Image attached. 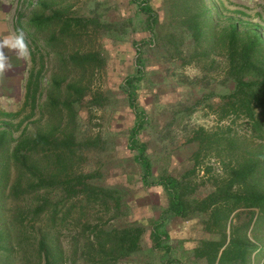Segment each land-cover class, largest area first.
<instances>
[{
    "label": "rangeland",
    "instance_id": "rangeland-1",
    "mask_svg": "<svg viewBox=\"0 0 264 264\" xmlns=\"http://www.w3.org/2000/svg\"><path fill=\"white\" fill-rule=\"evenodd\" d=\"M223 1L226 8L221 7L219 16L221 8L208 1L213 16L210 22L216 29L228 23L223 18L228 15L233 21L239 20L243 30L257 27L264 36V0ZM153 3L163 17L164 0ZM137 9L132 0H0V132L10 129L5 159L10 173L5 188L0 190V227L5 235L0 240V264H46L48 255L41 249V241L47 244L53 264H165L168 257L196 264L189 249L207 236L200 216L163 221L173 257L153 247L151 232L163 217L167 197L142 183L140 166L128 149L129 128L135 116L124 81L143 68L138 100L151 114L152 122L141 139L148 144L158 174H182L191 166L190 156L197 149L196 143H186L188 130L195 126L216 130L217 125L231 122L230 118L219 121L216 112L220 96L229 86L223 79L226 61L223 52L218 47L212 50L209 44H205L211 50L208 55L192 60L193 45L188 38L180 42V48L191 62H184L172 43H143L146 15ZM55 12L61 22L78 18L92 21L87 25L74 23L71 35L54 44H48L49 37L53 32L61 37V25L55 24L43 33H33L30 27L23 29L34 16ZM124 20L131 21L122 23ZM169 26L167 23L172 30ZM137 51L143 53L141 62ZM73 56L83 58V63H76ZM55 78L61 82L59 99H72V109H48L49 98L56 96L51 95ZM30 80L35 82L33 88L38 85L35 104L28 97ZM206 93L215 95L197 104ZM168 105H177L175 110L196 106L192 114L177 115L174 140L162 138L170 116L163 106ZM246 126L240 117L234 129L245 135L249 132ZM37 132H52L57 141L70 136L76 142L70 168L78 175H93L87 181L93 193L67 195L59 184L33 190L38 172L28 169L38 161V167L51 175V151L28 149L26 160L23 158L20 164H15L11 154L24 136ZM255 140L256 144L262 141ZM216 158L212 155L211 162L219 169ZM203 174L201 171L199 176ZM16 183L19 195L12 193ZM200 190L207 193L210 189ZM44 199L48 200L47 209L36 214L35 208ZM136 225L144 226L146 232L141 248L133 254L112 255L108 249L111 242L104 249L100 246L98 238H104L107 231ZM254 264H264V243Z\"/></svg>",
    "mask_w": 264,
    "mask_h": 264
},
{
    "label": "trees",
    "instance_id": "trees-1",
    "mask_svg": "<svg viewBox=\"0 0 264 264\" xmlns=\"http://www.w3.org/2000/svg\"><path fill=\"white\" fill-rule=\"evenodd\" d=\"M132 1L138 12L146 15L143 28L147 34L143 38V43H172L184 62H191V59L183 56L180 48V42L184 43L187 38L193 45L192 60L201 59L203 55L210 53V48L205 44L213 46L212 50L218 47L226 61L223 79L229 83L228 91L220 96L222 101L216 112L219 121L230 118L231 122L227 125H217L216 130L204 126H195L188 130L186 143L197 144V149L190 156L191 166L182 174L169 171L158 174L148 153V144L141 139V133L152 122L151 114L140 106L138 100V88L145 75L143 68H138L136 73L127 76L124 81L129 106L135 116L134 123L129 128L128 149L134 154V159L140 166L142 183L149 188L163 191L167 197L163 217L154 224L151 232L153 247L163 249L173 257V246L167 242L169 234L163 229V221L171 217L188 219L200 216L207 236L189 249L196 264H254L264 243V233H261L264 232V36L257 27L243 30L241 22L233 21L228 15L223 16L228 23L216 29V24L210 22L213 16L208 1L211 0H164L163 17L155 8L153 0ZM213 1L218 8H226L223 0ZM222 8L217 16L222 14ZM91 21L78 18L65 19V22H61V16L55 12L52 15L34 16L23 29L30 27L28 29L33 28V33H43L55 24L61 25L62 36L58 37L56 32H53L49 37L48 44H54L62 41V37L71 35L74 23L87 25ZM130 21L124 20L122 23ZM167 23L172 30H169ZM210 41L214 44L211 45ZM166 44H163L164 48H167ZM137 53L138 61L141 62L143 53L139 51ZM72 59L79 65L83 63V58L78 56H73ZM60 83L59 78L53 80L51 95L56 96L50 97L47 105L51 111L73 108L72 99L66 98L64 101L59 99L57 92L61 88ZM208 83L204 82V85L208 86ZM33 84L35 82L30 80L28 97H32L35 104L38 85L36 83L33 88ZM75 90L79 91L77 88ZM212 95L215 94L206 93L197 104H202ZM163 107L164 112L170 114V118L167 119L164 128L167 130L162 133L164 134L162 138L174 140L177 132L173 126L177 115L180 112L192 114L196 106L192 105L185 109L180 107L178 110H175L177 105ZM3 114L14 116L11 112ZM240 117L247 124L249 131L245 135L234 129ZM9 130L5 128L0 132V190L5 188L10 173L9 163H5ZM255 139L262 141L256 144ZM56 141L52 132H37L24 136L16 145L11 158L15 164H20L23 158L26 160L28 149H49L51 154L48 158L54 166V171L49 175L45 168H39L38 161H35L36 164L28 169L38 172L33 190L57 187L59 184L58 187L67 195L91 191L87 181L93 175L82 173L78 175L70 168L76 142L70 136L57 143ZM212 155L219 160V169L211 162ZM201 171L204 173L203 176H199ZM202 187H209L210 190L203 193L200 190ZM17 191L16 183L13 185L12 193L19 195ZM47 202L48 200L44 199L43 203L35 208V213L39 214L40 211L47 209ZM145 232L144 226H123L107 231L104 238L98 240L103 249L109 242L112 243L108 248L112 255L128 256L141 248ZM4 237V228L0 227V240ZM40 244L41 249L48 255L46 264H53L47 244L44 241ZM177 262L182 263L178 258L168 257L165 264Z\"/></svg>",
    "mask_w": 264,
    "mask_h": 264
}]
</instances>
